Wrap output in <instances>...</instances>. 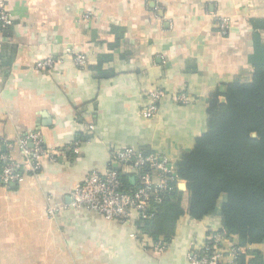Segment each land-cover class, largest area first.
I'll return each instance as SVG.
<instances>
[{
	"label": "crops",
	"instance_id": "crops-1",
	"mask_svg": "<svg viewBox=\"0 0 264 264\" xmlns=\"http://www.w3.org/2000/svg\"><path fill=\"white\" fill-rule=\"evenodd\" d=\"M14 24L0 28V155L23 161L19 141L36 132L57 161L0 187V264H191L188 253L222 228L219 214L182 218L163 254L132 237L130 224L69 208L74 187L105 172L132 147L174 162L206 129L210 93L249 68L264 45V0H6ZM229 19L224 34L218 21ZM68 48L85 55L77 68ZM52 58L51 70L36 64ZM168 98L142 111L149 93ZM185 94L188 103L177 96ZM82 134V138L78 136ZM87 139H85V137ZM80 144L79 154L74 146ZM61 210L48 216L50 206Z\"/></svg>",
	"mask_w": 264,
	"mask_h": 264
},
{
	"label": "trees",
	"instance_id": "trees-1",
	"mask_svg": "<svg viewBox=\"0 0 264 264\" xmlns=\"http://www.w3.org/2000/svg\"><path fill=\"white\" fill-rule=\"evenodd\" d=\"M257 46L249 68L210 93L205 131L175 162L185 187L175 185L149 220L137 221L138 241L169 245L182 218L218 213L221 227L239 238V264L264 262V45Z\"/></svg>",
	"mask_w": 264,
	"mask_h": 264
},
{
	"label": "built area",
	"instance_id": "built-area-1",
	"mask_svg": "<svg viewBox=\"0 0 264 264\" xmlns=\"http://www.w3.org/2000/svg\"><path fill=\"white\" fill-rule=\"evenodd\" d=\"M13 24L14 19L7 9L6 0H0V28L7 29ZM218 27L225 34L230 27V20H219ZM66 51L77 68L85 69L88 66L85 55L73 48ZM55 65L54 59L47 58L39 61L35 69L51 70ZM168 96L161 89L149 93L150 102L142 111V117L146 120L155 118L160 104ZM177 101L186 104L188 98L183 93L177 96ZM19 145L23 153L22 162H17L7 154L0 155V187L21 184L27 175H38L41 172L44 159L57 161L59 158L56 151L44 148L42 136L36 132L21 138ZM79 150L80 144L77 142L74 146L75 154H79ZM123 175H127L132 187L126 186ZM175 185L182 187L184 183L178 178L175 162L171 158L160 152L144 154L140 150L126 147L113 152L105 172L92 171L74 187L67 207L97 213L109 222L130 224L134 218L146 221L153 216L155 206L163 201L164 195L170 193ZM60 210L58 204L50 206L48 216L54 218ZM132 237L138 240V232L133 233ZM140 242L147 250L157 254L165 253L169 246L162 241L149 242L143 238ZM241 250L239 238L220 228L208 234L200 244L194 245L188 253V260L191 264H239ZM259 250L264 256V245Z\"/></svg>",
	"mask_w": 264,
	"mask_h": 264
},
{
	"label": "water",
	"instance_id": "water-1",
	"mask_svg": "<svg viewBox=\"0 0 264 264\" xmlns=\"http://www.w3.org/2000/svg\"><path fill=\"white\" fill-rule=\"evenodd\" d=\"M12 188H15L16 187V185L15 184H12V186H11ZM185 187V185H183L181 188H184Z\"/></svg>",
	"mask_w": 264,
	"mask_h": 264
}]
</instances>
